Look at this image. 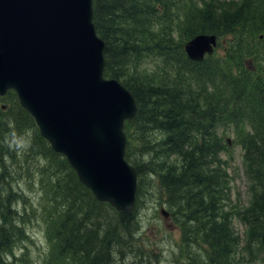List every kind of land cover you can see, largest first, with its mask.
<instances>
[{"label":"trees","instance_id":"trees-1","mask_svg":"<svg viewBox=\"0 0 264 264\" xmlns=\"http://www.w3.org/2000/svg\"><path fill=\"white\" fill-rule=\"evenodd\" d=\"M93 22L105 42L104 76L124 84L138 106L124 126L136 207L99 201L10 90L0 107V264H17L15 246L28 238L30 216L16 206L23 196L14 184L38 156L46 199L30 205L56 229L50 264H118L135 254L137 208L155 182L181 230L185 264H264V0H93ZM199 33L216 34L218 47L193 61L184 44ZM222 127L244 150L243 209L227 194ZM30 128L29 149L19 154L14 139ZM233 219L245 227L243 244Z\"/></svg>","mask_w":264,"mask_h":264},{"label":"water","instance_id":"water-1","mask_svg":"<svg viewBox=\"0 0 264 264\" xmlns=\"http://www.w3.org/2000/svg\"><path fill=\"white\" fill-rule=\"evenodd\" d=\"M217 45L216 34L199 33L184 49L202 61ZM104 48L93 0H0V96L14 90L96 198L132 213L138 174L124 126L138 106L124 84L104 76ZM160 212L170 218L164 206Z\"/></svg>","mask_w":264,"mask_h":264},{"label":"rangeland","instance_id":"rangeland-1","mask_svg":"<svg viewBox=\"0 0 264 264\" xmlns=\"http://www.w3.org/2000/svg\"><path fill=\"white\" fill-rule=\"evenodd\" d=\"M150 63L147 62V64ZM7 102L8 99L4 96L0 101V107L2 106L5 109L6 105L3 104H7ZM37 128L39 130L38 125ZM220 130L223 132V137L230 141L228 149L224 150L219 156L220 160L226 161L224 168L229 180L227 194L233 201L234 206L243 209L249 204L250 197L249 182L245 177L243 162L244 150L239 144L232 141L235 138L232 128L225 127L223 129L222 127ZM33 136L34 129L30 128L14 139L19 154H22L20 151L24 152L29 149ZM36 161L42 163L44 158L38 156ZM37 163L29 164L28 169L31 171L28 173L30 175H24L14 184L23 196L17 200L16 206L20 211H27L30 216V220L26 224L28 238L19 241L14 249L17 264H50L52 258L53 244L50 235L54 236L56 229L48 231L46 220L43 217L39 218L38 213H32L30 205L41 204L43 207V201L46 199L45 186L42 181L43 174L36 169L39 166ZM158 190L160 188L155 182L149 191L150 193L142 198L143 203H140L137 208L136 215L139 221L136 236L140 237L136 238V246L132 249V251L135 250V254L127 251L124 259L120 260L118 264H185V257L180 255L181 230L175 225H171V222L165 221L164 216L159 211L161 206L169 211L170 209L161 198L159 199ZM168 224L171 226L167 227ZM175 224L177 225V223ZM233 227L243 244L245 240L244 225L237 219H233Z\"/></svg>","mask_w":264,"mask_h":264}]
</instances>
